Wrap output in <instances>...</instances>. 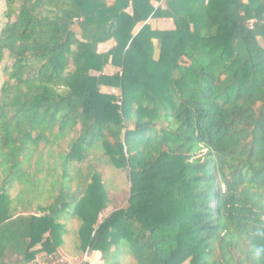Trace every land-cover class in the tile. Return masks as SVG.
Listing matches in <instances>:
<instances>
[{
    "label": "trees",
    "instance_id": "1",
    "mask_svg": "<svg viewBox=\"0 0 264 264\" xmlns=\"http://www.w3.org/2000/svg\"><path fill=\"white\" fill-rule=\"evenodd\" d=\"M4 1L0 264L65 249L71 221L75 256L102 264H244L230 234L264 204V0ZM106 168L128 198L98 221Z\"/></svg>",
    "mask_w": 264,
    "mask_h": 264
},
{
    "label": "rangeland",
    "instance_id": "2",
    "mask_svg": "<svg viewBox=\"0 0 264 264\" xmlns=\"http://www.w3.org/2000/svg\"><path fill=\"white\" fill-rule=\"evenodd\" d=\"M5 1L0 0V29L4 24V14H5ZM5 62L0 63V88L5 81L3 76L2 68ZM107 90V89H106ZM108 91V90H107ZM103 180L107 186L106 195L103 197H99L92 216L101 221L111 212L123 208L126 204L128 198V184L125 178L124 173H116L113 170H109L106 168L103 170ZM66 228L69 234L65 237V249H58L55 255L50 257L45 254H41L37 257L36 262L33 264H80L84 258L75 256L76 252V244H75V232L78 227L75 222H67ZM70 254H69V253ZM98 254L92 253L86 259L91 260L94 264H102L98 262ZM122 264H135V262L131 259L126 258Z\"/></svg>",
    "mask_w": 264,
    "mask_h": 264
},
{
    "label": "clouds",
    "instance_id": "3",
    "mask_svg": "<svg viewBox=\"0 0 264 264\" xmlns=\"http://www.w3.org/2000/svg\"><path fill=\"white\" fill-rule=\"evenodd\" d=\"M230 240L243 245L246 255L244 264H264V204L251 210L246 228L234 227Z\"/></svg>",
    "mask_w": 264,
    "mask_h": 264
},
{
    "label": "crops",
    "instance_id": "4",
    "mask_svg": "<svg viewBox=\"0 0 264 264\" xmlns=\"http://www.w3.org/2000/svg\"><path fill=\"white\" fill-rule=\"evenodd\" d=\"M151 25H152L153 29H157V30H171V29H173L172 22L168 21V20H157V21H154L153 23H151ZM113 45H114V43L112 41L105 43V44H102V45H99L98 51L99 52H105L108 49H110ZM107 71L113 72V69L108 67ZM103 91L105 92L107 90L103 89ZM94 254L99 255L98 256V262L101 263V254L100 253H94ZM87 261L90 262L91 264H94V262H91V260L87 259Z\"/></svg>",
    "mask_w": 264,
    "mask_h": 264
},
{
    "label": "built area",
    "instance_id": "5",
    "mask_svg": "<svg viewBox=\"0 0 264 264\" xmlns=\"http://www.w3.org/2000/svg\"><path fill=\"white\" fill-rule=\"evenodd\" d=\"M85 258H87V257H85ZM84 261H86V259H84Z\"/></svg>",
    "mask_w": 264,
    "mask_h": 264
}]
</instances>
